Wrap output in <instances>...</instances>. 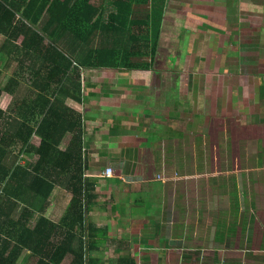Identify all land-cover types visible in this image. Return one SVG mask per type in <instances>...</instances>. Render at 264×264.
<instances>
[{
  "label": "crops",
  "instance_id": "0c3cea01",
  "mask_svg": "<svg viewBox=\"0 0 264 264\" xmlns=\"http://www.w3.org/2000/svg\"><path fill=\"white\" fill-rule=\"evenodd\" d=\"M170 1H166L162 24L171 19L174 24L206 20L204 7L194 8L191 0L178 2L181 6L177 7ZM235 3L232 0L225 6V22L240 23L242 9ZM212 7L216 12L220 9ZM178 69L166 66L151 72L157 76ZM140 71L144 70H105L114 75L102 83L105 92L85 78L82 101L66 99L67 105L82 114L85 175L95 189L87 215L92 228L89 262L264 264L263 140L245 138L239 142L235 117L224 122L215 119L217 127L208 122L206 100L210 93L198 80L188 81L182 91L184 99L178 100L173 98L176 83L172 86L165 80L169 77L162 75L165 84L158 90L155 86L161 80H156L147 89L149 99H142L147 97L141 91L145 88L132 83ZM223 87L226 84L220 82L209 87L216 90L214 111L220 116L226 110ZM158 97L161 104L156 103ZM256 116H251L252 121L259 119ZM252 121L240 127L254 128ZM71 138L72 134L66 133L61 150ZM107 167L114 171L110 177L102 175ZM70 199L61 185L56 186L45 216L62 224ZM22 206L15 212H0L3 239L17 235L22 224L33 229L41 218V212H33L24 222L27 216L21 215ZM21 254L23 264L34 261L29 249ZM71 259L68 256L61 264H70Z\"/></svg>",
  "mask_w": 264,
  "mask_h": 264
},
{
  "label": "trees",
  "instance_id": "16d2710c",
  "mask_svg": "<svg viewBox=\"0 0 264 264\" xmlns=\"http://www.w3.org/2000/svg\"><path fill=\"white\" fill-rule=\"evenodd\" d=\"M165 7L166 0H0V36L21 51V71L29 62L26 86L14 78L0 87V212L23 203L24 222L42 213L33 229L22 224L12 238L0 236V264H23L28 249L29 264H61L68 256L70 264H95L87 258L95 189L85 175L83 118L66 104L82 101L81 74L70 72L157 69ZM66 133L72 138L61 150ZM58 185L71 196L62 224L45 216Z\"/></svg>",
  "mask_w": 264,
  "mask_h": 264
},
{
  "label": "rangeland",
  "instance_id": "374dc122",
  "mask_svg": "<svg viewBox=\"0 0 264 264\" xmlns=\"http://www.w3.org/2000/svg\"><path fill=\"white\" fill-rule=\"evenodd\" d=\"M181 1L171 0L170 5L181 6V3L178 4ZM190 3L198 10L204 7L206 20H193L194 22L192 21L191 24L186 22L174 24L173 19L167 20L163 24L165 34L160 38L157 51L158 68L163 69L166 66H172L173 69H178V67L180 69L176 70L174 74H170V72L168 74L159 73L157 76V73L151 72V70H147L149 72L140 71L138 77L134 75L132 83L145 88L141 91L143 95L147 96L142 99L146 100L149 99L148 95L150 94L147 89L152 88L156 80H161L159 85L155 86L158 90L165 84V80L173 83L172 86L176 83L173 98L179 100V98L184 99L182 91L188 81L198 80V84L203 85L204 83L210 93L207 96L208 100H206L208 102V118L205 119L208 122L217 127L215 123L217 120L214 121L215 119L224 122L226 118L235 117L239 125L235 137L236 139L239 138V142L245 138L253 140V142L261 139L264 142V0H234V3L242 9L241 20L238 24L224 21L227 8L225 6L231 4L232 0H191ZM247 3L251 4L252 8H248ZM212 6H217L220 9L216 12L214 10L217 9ZM192 12L203 15L195 10ZM246 12L249 13L246 14ZM230 14L234 17V8H231ZM38 29L40 30V27ZM45 41L49 42L50 39L46 36ZM4 42H6V47L1 48ZM14 51V44L4 41V37L1 35L0 70L2 75L0 76V87H5L8 81L14 78L20 79L22 84L28 82L26 80V67L29 66V62L25 60V68L21 71L22 68L18 61L21 51L19 49L17 52ZM95 69L79 67L72 69L70 74L72 76L76 70L80 72L83 83H86L85 78H91V82L98 83L99 89L97 90L103 93L105 91L102 83H106L107 79L114 75L105 72V70L111 69H102L104 71ZM162 75L169 78L164 80V78H160ZM115 77L119 78L120 74L117 73ZM218 82L226 84V87L222 88L223 98H227L225 101L226 110L223 111L225 115L223 113L221 116L214 111L217 108L214 104L217 100L216 90L209 88L214 84L217 85ZM229 90L232 92V98L237 95L234 100H230L232 98ZM229 93L230 95H228ZM155 99H157L156 103L161 104V98ZM210 106L212 107L211 111H209ZM251 114L257 115L256 117L259 119L252 121L253 117L251 116L253 115ZM249 119L253 122L252 124L256 123L254 128L240 127L241 125H249ZM228 123L236 124L233 121H228ZM32 142L34 144L39 143L38 138L32 137Z\"/></svg>",
  "mask_w": 264,
  "mask_h": 264
},
{
  "label": "built area",
  "instance_id": "2783aa9c",
  "mask_svg": "<svg viewBox=\"0 0 264 264\" xmlns=\"http://www.w3.org/2000/svg\"><path fill=\"white\" fill-rule=\"evenodd\" d=\"M113 169L111 168V167H107L105 170H104V172H103V176H108V177H110V176H112L113 175Z\"/></svg>",
  "mask_w": 264,
  "mask_h": 264
}]
</instances>
